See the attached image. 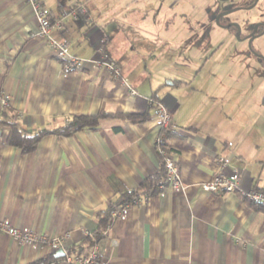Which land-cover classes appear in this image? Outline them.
Returning <instances> with one entry per match:
<instances>
[{
  "label": "crops",
  "instance_id": "obj_1",
  "mask_svg": "<svg viewBox=\"0 0 264 264\" xmlns=\"http://www.w3.org/2000/svg\"><path fill=\"white\" fill-rule=\"evenodd\" d=\"M165 1V13L155 20L132 13L133 0H41L61 25L50 36L66 41L82 60L66 73L39 37L27 0H0V90L9 95L16 122L35 132L100 109L141 115L156 95L171 114L166 144L183 186L140 192L142 201L128 207L124 220L86 245L116 191H137L158 172L160 129L153 112L143 123L108 118L96 131L47 135L27 154L7 145L3 130L0 219L40 235H66L65 250L82 246L87 253L96 247L102 264H264V208L239 192L200 188L215 173L217 160L226 158L225 172L238 170L241 190H264V74L244 47L223 48L216 35L198 42L200 31L219 28L213 8L207 16H190L193 5ZM80 6L85 14L73 17ZM102 53L121 68V78L94 67ZM241 58L247 59L246 73L234 63ZM232 77L245 80L242 92ZM55 253L0 233V264H29Z\"/></svg>",
  "mask_w": 264,
  "mask_h": 264
},
{
  "label": "built area",
  "instance_id": "obj_2",
  "mask_svg": "<svg viewBox=\"0 0 264 264\" xmlns=\"http://www.w3.org/2000/svg\"><path fill=\"white\" fill-rule=\"evenodd\" d=\"M28 5L32 8L34 17L38 23V35L44 39L47 48L53 53L55 59L62 64V68L66 73H73L78 67L81 66L82 60L75 54L70 53L69 44L66 41H58L50 36V31L55 25L57 28H61L60 23L53 22L46 9H44L41 0H27ZM85 8L83 6L72 12V16L76 17L85 14ZM102 50H100L101 52ZM94 67L103 69L106 73L112 75L114 78H120L121 69L114 62L109 60L105 54L102 53V57L94 61ZM131 95H135L136 92L130 90ZM152 102V100H151ZM10 106V97L8 94L0 90V114L4 109H8ZM153 121L155 127L164 129L170 126L172 122L171 114L162 105L156 104L153 109ZM158 143V151L164 162L165 177L160 180L156 185L157 193H162L167 187L179 191L183 190V186L180 178V169L177 165V161L173 154H171L168 145L164 144L162 140H156ZM164 144V145H163ZM164 146V147H163ZM228 160L226 158H219L216 162V171L210 179H207L200 183V188L207 193L216 194L219 192H239L241 196L249 201L264 208V190L250 189L247 191L239 188V172L238 170H232L230 173H226ZM146 200V199H144ZM142 201L141 197H135L131 203L124 204L120 210L112 213L114 221H122L125 219L127 209L130 205H137ZM0 233L10 236L19 245L29 246L32 244L46 246L51 253H55L59 250H63L64 255L59 260H53L46 264H102L101 256L98 253L96 247L91 248L87 253L80 254H67L65 251L66 235L62 236H49L40 235L27 228H18L12 226L8 220L0 219ZM57 259V258H56Z\"/></svg>",
  "mask_w": 264,
  "mask_h": 264
},
{
  "label": "trees",
  "instance_id": "obj_3",
  "mask_svg": "<svg viewBox=\"0 0 264 264\" xmlns=\"http://www.w3.org/2000/svg\"><path fill=\"white\" fill-rule=\"evenodd\" d=\"M153 102L149 105V109L141 114H130V113H111L106 112L103 109H100L94 115H72L65 119V122L62 126L54 128V129H41L35 132H30L20 126L16 120L14 119L13 112L8 108L4 109L0 114V137L1 132L6 130L4 135V140L7 145L13 146L18 148L21 153L27 154L33 152L39 143V141L47 135H54L57 137H68L76 134L82 130H90L96 131L100 125L101 120L104 119H121L127 120L131 123H143L150 119V110L153 112L157 104L156 95H154L151 99ZM171 135V127H167L164 129H160L158 140H162L164 144H166V139ZM163 144V145H164ZM167 145V144H166ZM164 147V146H163ZM156 149L158 150V143L156 142ZM159 154V151H158ZM160 156V154H159ZM161 164L158 172L155 175L150 176L146 180L142 182L139 189L137 191H129L127 189H118L116 191L118 196L114 202L110 203L107 211L99 216L98 223L96 229L90 233L86 240V245H92L97 240H100L103 236V232L105 229L112 224L113 222V215L114 211H118L124 204L131 203L132 199L139 196V193L142 192L143 194L152 195L155 193L157 183L164 179L165 177V169H164V162L161 158ZM84 247L79 246L78 248H69L66 249L67 254H80L83 253ZM60 258H55L54 254H50L41 260H37L33 263L29 264H46L53 260H59Z\"/></svg>",
  "mask_w": 264,
  "mask_h": 264
},
{
  "label": "rangeland",
  "instance_id": "obj_4",
  "mask_svg": "<svg viewBox=\"0 0 264 264\" xmlns=\"http://www.w3.org/2000/svg\"><path fill=\"white\" fill-rule=\"evenodd\" d=\"M107 1H115V0H107ZM117 1L124 4L127 0H117ZM182 1L185 5L187 4V5H193L194 6V12H190L189 13L190 16L191 15L207 16L208 10H210L212 8L214 9V7L216 9H221V8H227V7L228 8L240 7V6H245L247 4V0H227L224 2L218 1V0H213L212 5L210 4V2L212 0H182ZM133 2L136 5H135V8L133 9L132 13L135 11L136 15H138V14H140L142 16H148V15L150 16L151 15L152 17L154 16L155 20L159 16H162L163 13H165L166 6H167V5H165L167 2L164 0H161L160 3H158L157 0H133ZM147 2H149V4H147ZM123 8H126V6L123 5L122 9L121 10L118 9V11L120 10V15L125 16L128 13L123 12ZM150 8H153V10H151L153 12L150 11ZM228 20L236 21L237 23H239L242 27V32H244V33L253 24H257V25L262 24V26L264 27V5L260 2L257 5L255 4L250 9H242V10L236 11V12L232 13L230 16H228ZM158 26H160V25L157 24L155 27H158ZM167 26L172 27V25H167ZM177 27H178L177 30L181 32V37H183V28L184 27L182 25L177 26ZM149 31H151V30H149ZM170 31L172 32V29H170ZM229 32L230 31L222 30L220 28L211 27L208 30H206L205 32L200 31V34H198V36H199L198 42L203 43L205 41V39L208 38V36L216 35L217 40H219V42H221V40L224 41L223 48L229 47V48H232V50H233L234 48H236V46H239L241 48L246 47V45L243 42H239L238 39L236 37H234L233 33L231 34ZM228 34H229V36H228ZM229 38L231 40H229ZM232 46H234V47H232ZM253 46H254V49H256L259 52H262L264 54V34L253 43ZM246 49H247V47H246ZM233 52H235V50H233ZM246 61H247V59L241 58L240 60H235L234 63H237V65L243 67V70L245 72V71H247L246 66H245L247 63ZM218 62H219V60H218ZM245 73L242 74V76L240 77V80L244 77V75H246ZM262 73H264V72H261V75H262ZM120 78H121V76H120ZM243 79H246V78H243ZM232 80L235 81V82H233L234 86L235 87L238 86L242 92L244 90V87L241 85V83H243L245 80H242L241 82L238 81V83H237V80H239V78L237 79L235 77H232ZM245 90H247V89H245ZM255 97H257V96H255ZM152 102L150 101V104ZM261 112H264V110L261 109Z\"/></svg>",
  "mask_w": 264,
  "mask_h": 264
},
{
  "label": "flooded vegetation",
  "instance_id": "obj_5",
  "mask_svg": "<svg viewBox=\"0 0 264 264\" xmlns=\"http://www.w3.org/2000/svg\"><path fill=\"white\" fill-rule=\"evenodd\" d=\"M218 1L224 2L227 0H218ZM157 2L160 3L161 0H157ZM258 3H260V0H257V1L247 0V4L245 6L230 7V8L227 7V8H221V9H216L214 7L212 19H213V23L215 26H217L219 28L231 30L232 32L234 31L233 32L234 37H236L239 42H243L246 45L247 49H246V47H244V48L246 50L247 55H249L252 59H254L253 61H256L259 64L261 71L264 72L263 71L264 70V54L262 52H259L256 49H254V46H253V43L264 34V27L262 26V24H258V25L253 24L244 33V32H242V27L239 23H237L236 21L228 20V16H230L232 13L239 11V10H242V9H250V7H253L255 4L257 5ZM263 3H264V1L262 2V4ZM210 4L211 5L213 4V0L210 2ZM215 10H216V12H215ZM230 10H234V11L231 12L230 14L225 15V16H221L218 19V24H217L216 23L217 16L222 12L230 11ZM233 24L239 25V27H240V35L239 36H238V29ZM223 26H228V27L224 28Z\"/></svg>",
  "mask_w": 264,
  "mask_h": 264
},
{
  "label": "water",
  "instance_id": "obj_6",
  "mask_svg": "<svg viewBox=\"0 0 264 264\" xmlns=\"http://www.w3.org/2000/svg\"><path fill=\"white\" fill-rule=\"evenodd\" d=\"M255 1H257V0H255ZM253 6V5H252ZM251 8V7H250ZM234 10H230V11H225V12H222V13H220L218 16H217V18H216V23L218 24V19L221 17V16H225V15H227V14H230L231 12H233ZM237 29H238V36L240 35V27H239V25L238 24H233ZM224 28H227L228 26H223ZM64 255V252H63V250H59V251H57L56 253H55V255H54V257L55 258H60V257H62Z\"/></svg>",
  "mask_w": 264,
  "mask_h": 264
}]
</instances>
